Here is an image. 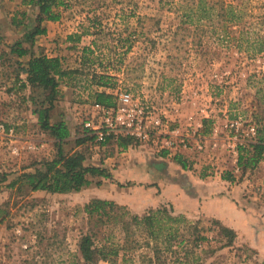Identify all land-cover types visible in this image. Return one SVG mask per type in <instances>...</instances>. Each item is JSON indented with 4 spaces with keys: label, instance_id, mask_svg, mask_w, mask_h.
<instances>
[{
    "label": "rangeland",
    "instance_id": "obj_1",
    "mask_svg": "<svg viewBox=\"0 0 264 264\" xmlns=\"http://www.w3.org/2000/svg\"><path fill=\"white\" fill-rule=\"evenodd\" d=\"M2 1L0 123L14 132L0 131V264H86L79 248L85 233L98 244L109 239L117 251L112 264H140L152 252L131 218L158 208L185 218L178 233L198 256L191 264H264V152L256 166L244 168L239 159L249 140L234 147L211 140L200 153L171 155L131 141L121 150L106 148L110 155L99 141L75 144L90 134L83 122L95 114L91 103L99 88L111 100L116 91H130L183 134L195 135L202 124V135L211 137L219 127L223 138L229 133L224 123L241 119L264 136V0H216L235 7L236 21H186L197 0H68L60 9L62 41H49L46 52L75 74L60 81L49 119L68 118L64 152L83 151L97 164L110 160L103 167L108 178L92 176L88 186L63 194L33 191L17 180L55 156L57 139L39 124L38 111L48 101L40 90L22 87L25 58L9 52L24 31L11 23L21 20V10L2 9ZM66 32L80 36L79 46L65 47ZM82 47L91 49L85 64ZM99 75L107 86L97 84ZM27 143L36 149H25ZM144 157L163 166L146 167ZM94 198L115 203L101 221L84 209ZM223 229L235 235L231 242ZM196 234L204 237L197 247ZM178 255L183 249L166 254V261Z\"/></svg>",
    "mask_w": 264,
    "mask_h": 264
},
{
    "label": "trees",
    "instance_id": "obj_2",
    "mask_svg": "<svg viewBox=\"0 0 264 264\" xmlns=\"http://www.w3.org/2000/svg\"><path fill=\"white\" fill-rule=\"evenodd\" d=\"M22 3L36 7L37 11L34 22L31 25L29 21L23 22L26 16L25 11H21V20L12 19L11 23L15 27L23 26L24 31L20 38L9 46V52L19 58L28 54L30 55L26 62V67L23 68L25 78L22 81V87L29 86L31 89L40 90L43 98L48 101L49 105L38 111V119L40 127L49 131L50 135L57 139L55 141L57 152L52 159L42 162V168L25 173L17 180H22L33 191L45 190L60 194L79 191L91 183L89 177L101 176L108 178L109 173L103 167L86 164L85 154L82 151L64 152L61 144L69 136L68 129L63 121L49 122V111L55 98V90L59 86L60 81L65 78L72 79L75 71L66 69L58 56H47L44 54L35 56L31 52L35 36L45 32V28L41 26L42 22L46 20H58L60 9L68 6V0H22ZM191 10L190 15H187L188 19L186 21H193L194 18V21H236L238 19L235 7L224 1L197 0ZM260 20L264 21V17ZM23 43H28V46L23 45ZM76 46L79 45H74V47ZM81 49L85 52L82 56L83 64H85L90 61L86 53L91 52V49L89 47H82ZM258 51H261V48ZM105 78L107 77L99 75L97 84L103 87L107 86V81H104ZM93 98L96 103L106 106L110 105L112 101L111 95L104 90H96ZM93 139L94 135L84 132L81 137L75 139V144L79 146ZM118 142L120 145H125L130 140L122 138ZM248 145L252 151L248 149L249 147L241 148L242 155L239 163L244 168L251 169L256 166L264 152V136L262 131L257 130V141ZM175 161L180 164L178 158H175ZM181 166L184 168V163H181ZM13 182L14 184L17 183V181ZM96 184L99 185V181ZM114 206L115 203L112 201L94 198L84 205V209L89 216L96 214L97 218L101 221L102 217L108 214L107 208L112 210ZM131 220L134 225L142 228L145 234L144 243L147 247L151 248L152 252V255H142L140 264H169L166 261V254L174 256L177 253V249H183V255L181 257L180 255L174 257L170 264H191L195 258L198 259L197 254L190 250L187 244H184L190 241L184 239L178 233L180 224L185 221L183 216H172L166 208H158L148 210L141 217L133 215ZM122 227L124 230H127L128 223L123 221ZM222 232L229 236V242L235 236L228 229H223ZM201 240H204V237L196 234L193 239L196 244L195 247H197V242ZM112 247L113 245H111L109 239L107 242V237H104L103 242L98 244L95 243L93 235L88 233L82 236L79 245L81 255L86 264H97V261L112 264L114 259L111 256L116 255L117 252Z\"/></svg>",
    "mask_w": 264,
    "mask_h": 264
},
{
    "label": "built area",
    "instance_id": "obj_3",
    "mask_svg": "<svg viewBox=\"0 0 264 264\" xmlns=\"http://www.w3.org/2000/svg\"><path fill=\"white\" fill-rule=\"evenodd\" d=\"M91 107L95 114H91L83 124L86 130L94 135L93 140L101 143H105L107 139L118 142L125 138L131 141V145L136 143L149 145L156 152L165 151L171 155L182 151L200 153L206 149L207 142L211 140L221 141V143L228 140L233 144L231 147L246 140L250 143L257 141L256 125L241 119L227 120L224 123L223 126L229 133L223 138L218 136L219 127H213L211 137L202 135L200 133L202 124H198V133L195 135L183 134L178 128L170 127L168 120L128 90L114 92L111 104L108 106L94 101ZM0 131L8 137H13L14 129L6 128L3 123H0ZM24 148L35 150L36 145L27 143ZM12 152L19 153V148L13 147ZM262 163L264 164V158ZM27 246V244L23 245L24 248Z\"/></svg>",
    "mask_w": 264,
    "mask_h": 264
},
{
    "label": "crops",
    "instance_id": "obj_4",
    "mask_svg": "<svg viewBox=\"0 0 264 264\" xmlns=\"http://www.w3.org/2000/svg\"><path fill=\"white\" fill-rule=\"evenodd\" d=\"M0 1H2V0H0ZM1 4H4V7L2 9L10 8V9H16V10L25 11L26 12V16H25V19L23 20V22L24 21L25 22L26 21H29L30 25L33 24L34 17H35L36 11H37L36 7L29 6V5H24L22 3V0H3L1 2ZM60 20H61V18H59L56 21L46 20V21H43L42 22L41 26L45 28V32L43 34H39V35H36L35 36L34 41H33V46H32V49H31V52H33V54L35 56L36 55H40V54H44V55H47V56H57V55H54V54L48 55L46 51L52 45V43H50L49 41H52V40H54L55 42L62 41L61 37L64 34V31H63V28L62 27H63V24L64 23H63V21H60ZM66 33H68V32H66ZM20 36L21 35L15 37V40L19 39ZM77 37H80V36L79 35H75L73 33H68L67 35H65V42H66L65 43V47H67V46H74V45L79 44V38H77ZM29 57H30L29 54L21 57L23 59L25 58L24 59L25 60V63H24V66L25 67H26V62L29 59ZM58 57L60 59H62L60 56H58ZM24 78H25V74H24ZM101 89H105V88H99L97 90L100 91ZM52 110H50V111H52ZM67 119L68 118H64L62 116V117H59V118L56 117L55 119L54 118L53 119L50 118L49 120H53V122H58V121H65ZM207 121L204 120L203 122H207ZM67 129H68L69 136H71V130H70V128L67 127ZM217 143L220 144L221 141H219ZM101 144H102L101 150L104 151L103 155H110L109 151L108 152H105L106 151V148H108V147L114 146V147H118L119 150L122 149V147L119 146L120 144H118L113 139H107V141L105 143H101ZM248 149L250 151H252L250 147ZM74 150H76V149H74ZM83 153L85 154V163L86 164H89V165H95V166L101 165L102 167H104V166H106L107 162L110 160V157H108L106 159H102V162H105L103 164L92 163L91 160H90V156L88 155V153H85V152H83ZM106 153H108V154H106ZM121 154H123V152H121ZM142 161H143V163H144V165L146 167L149 166V165H153V166H156V167L163 166V164H160L159 163V160L158 159H154L153 160V159H149L148 157H144L142 159ZM194 173H195V171H194ZM89 179L91 180V177H89ZM225 183L228 184L227 181Z\"/></svg>",
    "mask_w": 264,
    "mask_h": 264
}]
</instances>
